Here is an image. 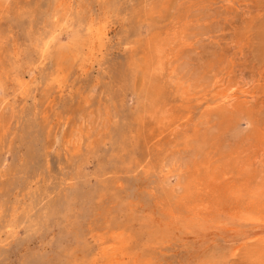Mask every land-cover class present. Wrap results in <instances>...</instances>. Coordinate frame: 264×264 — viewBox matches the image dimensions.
I'll return each instance as SVG.
<instances>
[{
  "label": "rangeland",
  "instance_id": "obj_1",
  "mask_svg": "<svg viewBox=\"0 0 264 264\" xmlns=\"http://www.w3.org/2000/svg\"><path fill=\"white\" fill-rule=\"evenodd\" d=\"M263 247L264 0H0V264Z\"/></svg>",
  "mask_w": 264,
  "mask_h": 264
},
{
  "label": "bare ground",
  "instance_id": "obj_2",
  "mask_svg": "<svg viewBox=\"0 0 264 264\" xmlns=\"http://www.w3.org/2000/svg\"><path fill=\"white\" fill-rule=\"evenodd\" d=\"M72 42V41H71ZM73 46V45H72ZM214 126V125H213ZM239 128V127H238ZM205 131V130H204ZM203 144H205V143H203ZM205 146V145H204ZM203 148V147H202ZM264 248V247H263ZM118 260V259H117Z\"/></svg>",
  "mask_w": 264,
  "mask_h": 264
}]
</instances>
